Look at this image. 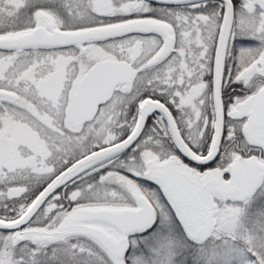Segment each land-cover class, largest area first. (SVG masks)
<instances>
[{
    "label": "snow or ice",
    "instance_id": "6c2138e0",
    "mask_svg": "<svg viewBox=\"0 0 264 264\" xmlns=\"http://www.w3.org/2000/svg\"><path fill=\"white\" fill-rule=\"evenodd\" d=\"M0 264H264V0H0Z\"/></svg>",
    "mask_w": 264,
    "mask_h": 264
}]
</instances>
